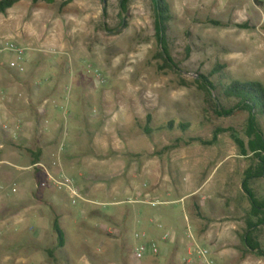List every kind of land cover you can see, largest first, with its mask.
Wrapping results in <instances>:
<instances>
[{"label": "rangeland", "instance_id": "374dc122", "mask_svg": "<svg viewBox=\"0 0 264 264\" xmlns=\"http://www.w3.org/2000/svg\"><path fill=\"white\" fill-rule=\"evenodd\" d=\"M63 1L22 0L0 15V43L12 40L30 57L20 73L0 54V264H206L203 250L212 264H264L244 243L248 235L264 251V225L242 227L261 217L241 189L261 165L248 148V114L219 117L196 82L221 65L234 80L264 86V0H168L178 71L159 70L151 0H130L126 14L119 0ZM168 123L190 128L157 130ZM259 125L264 134V117ZM216 129L233 130L245 153L230 133L212 146L185 144L211 141ZM24 148L40 149V163ZM47 174L72 182L75 203L66 189L41 186ZM155 183L163 192L145 196ZM246 188L264 201V176Z\"/></svg>", "mask_w": 264, "mask_h": 264}, {"label": "trees", "instance_id": "16d2710c", "mask_svg": "<svg viewBox=\"0 0 264 264\" xmlns=\"http://www.w3.org/2000/svg\"><path fill=\"white\" fill-rule=\"evenodd\" d=\"M22 0H0V15L6 14V12L11 9L14 5ZM47 3H54L56 0H43ZM73 0H64L62 7L67 6ZM104 6L107 4V0H101ZM154 13H155V36L157 43L159 45L160 51L156 54V58L159 59L162 64L159 65L160 71H178V64H176L171 57L169 42H168V32L169 23L172 20V15L170 11V4L168 0H151ZM38 0H33V3H37ZM258 4H261L258 0H255ZM130 0H119V6L123 14L127 13L129 8ZM208 24L214 26H235L239 29H252L254 28L249 23L240 24H227L224 25L220 21L210 20ZM225 67L221 65H215L212 71L207 74H197L196 82L198 83L200 89L206 93L207 97L215 106L216 114L219 117H230L236 112L243 111L248 114V148L252 155L256 156L259 164L258 171L254 175L248 174L243 180L241 189L246 194L250 205H251V215L258 214L261 216L256 224L247 223L248 231H252L254 228L264 225V201L258 202L252 193L247 190V180L261 178L264 176V134L260 128L259 120L264 117V86L261 83H251L245 84L237 80L232 79L228 74H223ZM218 75V80H212L214 76ZM235 100V104L230 107H224L222 105L223 100ZM178 128L179 130L186 131L190 128L189 125L179 123L177 126L173 123H168L165 127H159L157 130H173ZM146 134H151V130L147 127L145 128ZM222 133H230L231 138L237 144V146L245 153L244 145L237 137L236 133L231 129H216L213 134V139L211 141H202L200 139H189L185 144L189 145L193 142H199L204 146H212L217 142L218 136ZM4 145L8 147H13L18 150H23V147L14 141L13 139H5ZM24 151L29 155L30 162L32 166L37 165L41 161L42 151L38 148H24ZM53 229L56 235H58V247H63V234L59 227V218L55 217L53 221ZM247 248L252 251H256L259 255L264 256V251L260 248H254L251 245L250 238L248 235L245 237L244 241ZM51 255V254H50Z\"/></svg>", "mask_w": 264, "mask_h": 264}, {"label": "built area", "instance_id": "2783aa9c", "mask_svg": "<svg viewBox=\"0 0 264 264\" xmlns=\"http://www.w3.org/2000/svg\"><path fill=\"white\" fill-rule=\"evenodd\" d=\"M7 53L11 56L9 61V67L11 69H15L16 71L22 73L25 71V63H26V49L18 45L17 43L13 42L12 40H5L0 43V54ZM99 77V75H97ZM5 130L9 131L7 126L4 127ZM52 185L58 189H66L69 193L70 197L72 198V202L75 203V199L79 198L76 189L73 187L72 182L69 179H65V177H61L59 180L53 178L50 174H47V180L43 184L42 187H46L48 185ZM153 205L159 204V202H153ZM146 246H141L135 250L134 256L136 259L140 260L144 257L146 253ZM153 254H157L158 250L154 246L150 249ZM209 252L207 250H203L200 253V256L204 259L206 264H212L208 260Z\"/></svg>", "mask_w": 264, "mask_h": 264}, {"label": "crops", "instance_id": "0c3cea01", "mask_svg": "<svg viewBox=\"0 0 264 264\" xmlns=\"http://www.w3.org/2000/svg\"><path fill=\"white\" fill-rule=\"evenodd\" d=\"M2 43V42H1ZM19 45V44H18ZM22 47V46H21ZM25 49H26V61H28V58H30V57H27V47H24ZM11 57V56H10ZM205 186V185H204ZM204 186H202V187H199V188H196V189H194V190H192L190 193H189V196H192V195H195V194H197L200 190L202 191L203 189H204ZM160 192H163V189H161L160 187H158V185H157V183H155V184H153L152 185V188H151V190H147V193L145 194V196H152V197H157V195H159V193ZM140 194V193H139ZM184 197H187V196H184ZM184 197H182V198H180V201L181 202H184L185 203V198ZM205 197H203V199H204ZM111 217H113V218H115L114 216H111ZM188 220V219H187ZM188 222H189V220H188ZM144 226V225H143ZM242 227L243 228H246V229H248V226H247V224H245L244 222H242ZM214 226H213V224H211L209 227H206V230H205V233H206V237H208V236H211V234H212V232L214 231ZM149 232H151V235L152 234H154L153 233V230H151V229H149ZM216 233H217V229H216ZM235 249H237L236 247H234ZM231 262L229 261V260H226V262H225V264H230Z\"/></svg>", "mask_w": 264, "mask_h": 264}, {"label": "water", "instance_id": "95a60500", "mask_svg": "<svg viewBox=\"0 0 264 264\" xmlns=\"http://www.w3.org/2000/svg\"><path fill=\"white\" fill-rule=\"evenodd\" d=\"M104 3H105V0H104Z\"/></svg>", "mask_w": 264, "mask_h": 264}]
</instances>
